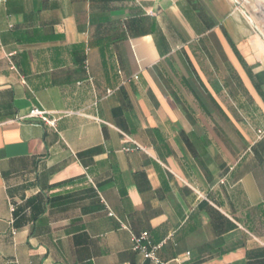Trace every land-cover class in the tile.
Masks as SVG:
<instances>
[{
  "label": "crops",
  "instance_id": "1",
  "mask_svg": "<svg viewBox=\"0 0 264 264\" xmlns=\"http://www.w3.org/2000/svg\"><path fill=\"white\" fill-rule=\"evenodd\" d=\"M143 233L264 264V0L1 2L0 264H140Z\"/></svg>",
  "mask_w": 264,
  "mask_h": 264
},
{
  "label": "built area",
  "instance_id": "2",
  "mask_svg": "<svg viewBox=\"0 0 264 264\" xmlns=\"http://www.w3.org/2000/svg\"><path fill=\"white\" fill-rule=\"evenodd\" d=\"M4 1L5 0H0V3ZM238 4L240 3L238 2ZM48 115V113L36 108L33 109L27 117H21V119L40 118L49 126L55 127L56 120H49ZM132 243V251L136 252L141 257L140 264H164L159 258V250L161 249L162 245H153L150 241V236L148 235V233H143L141 235H133Z\"/></svg>",
  "mask_w": 264,
  "mask_h": 264
}]
</instances>
